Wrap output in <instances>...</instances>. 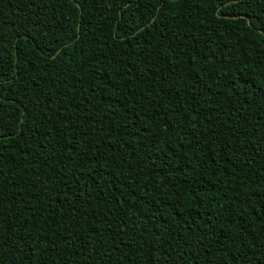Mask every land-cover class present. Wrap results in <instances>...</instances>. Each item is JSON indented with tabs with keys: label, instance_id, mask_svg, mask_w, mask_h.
Segmentation results:
<instances>
[{
	"label": "trees",
	"instance_id": "trees-1",
	"mask_svg": "<svg viewBox=\"0 0 264 264\" xmlns=\"http://www.w3.org/2000/svg\"><path fill=\"white\" fill-rule=\"evenodd\" d=\"M0 264H264V0H0Z\"/></svg>",
	"mask_w": 264,
	"mask_h": 264
}]
</instances>
